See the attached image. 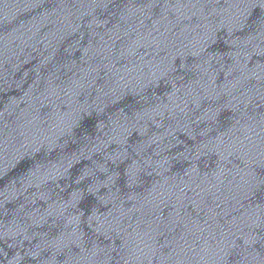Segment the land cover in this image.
I'll list each match as a JSON object with an SVG mask.
<instances>
[{
	"label": "water",
	"instance_id": "95a60500",
	"mask_svg": "<svg viewBox=\"0 0 264 264\" xmlns=\"http://www.w3.org/2000/svg\"><path fill=\"white\" fill-rule=\"evenodd\" d=\"M0 264H264V0H0Z\"/></svg>",
	"mask_w": 264,
	"mask_h": 264
}]
</instances>
